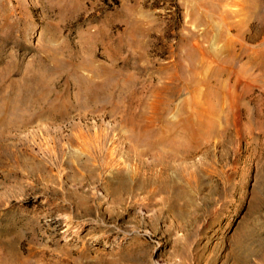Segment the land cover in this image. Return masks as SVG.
Masks as SVG:
<instances>
[{
	"label": "rangeland",
	"instance_id": "rangeland-1",
	"mask_svg": "<svg viewBox=\"0 0 264 264\" xmlns=\"http://www.w3.org/2000/svg\"><path fill=\"white\" fill-rule=\"evenodd\" d=\"M251 1L0 0V264H264Z\"/></svg>",
	"mask_w": 264,
	"mask_h": 264
},
{
	"label": "bare ground",
	"instance_id": "bare-ground-1",
	"mask_svg": "<svg viewBox=\"0 0 264 264\" xmlns=\"http://www.w3.org/2000/svg\"><path fill=\"white\" fill-rule=\"evenodd\" d=\"M256 8H257V10H256ZM247 10H246V12H247V14H246V16L244 17V18H242V19H240V20H234L232 23H229L227 26H226V29H235V31L237 32V34H239V33H241V30L240 29H243L244 28V26L246 25H250V24H255L257 27H259V28H262V29H264V0H255V2L254 1H251L249 4H248V6H247V8H246ZM238 11V10H237ZM234 13H236V12H234ZM252 38H247L245 35H243V38H242V40H240V41H237V43L236 42H234L235 43V55L233 56V58H236L239 54H241L243 51H245V50H248L250 47L248 46V45H251V44H253L252 43ZM263 42H264V38H263ZM263 44V43H262ZM232 70H231V68L229 69V71L228 72H231ZM227 72V73H228ZM174 92V91H173ZM172 93V92H171ZM176 93V92H175ZM170 94V93H169ZM173 96V93H172V95H170L169 96V98H171ZM170 100V99H169ZM48 113H49V115H52V114H50V113H52L51 111H47ZM44 112H39L38 114H39V117L41 116H43L44 114H43ZM46 115V114H45ZM56 115V114H55ZM53 116V115H52ZM44 117V116H43ZM157 118V117H156ZM190 120H183L182 121V126L183 127H185V128H187L188 127V125H189V122ZM21 124V123H20ZM149 126V125H148ZM145 127V126H144ZM165 131H163V133H164ZM144 134H147V133H144ZM140 136V135H139ZM142 137V136H141ZM7 138V137H6ZM9 144V143H8ZM6 145V144H5ZM12 145V144H11ZM2 146H4L3 144H2ZM15 146V145H14ZM16 147V146H15ZM27 147V146H26ZM12 149H14V147H12ZM15 150V149H14ZM18 150V149H17ZM9 151V150H8ZM20 151V150H19ZM10 152V151H9ZM17 152V151H16ZM23 152H24V150H23ZM6 153V152H5ZM13 153H15L14 151H13ZM4 154V153H3ZM8 154V153H7ZM27 154H29V153H26V155ZM31 154V153H30ZM29 154V155H30ZM16 155V154H15ZM14 154H13V156H15ZM6 156V155H5ZM13 156H11L12 158H13ZM18 156V155H17ZM16 156V157H17ZM22 156V155H21ZM31 156V155H30ZM9 157V156H8ZM6 158V157H5ZM4 158V159H5ZM18 158V157H17ZM19 158H20V156H19ZM2 159V158H1ZM14 159V158H13ZM13 159H12V161H13ZM10 160V159H9ZM140 160V159H139ZM158 160V159H157ZM159 161V160H158ZM1 163H2V160L0 161ZM4 162V161H3ZM14 162V161H13ZM12 162V163H13ZM142 162V161H141ZM152 162V161H151ZM0 165H2V164H0ZM4 167H5V165H4ZM7 167V166H6ZM1 168V167H0ZM119 178V177H118Z\"/></svg>",
	"mask_w": 264,
	"mask_h": 264
}]
</instances>
